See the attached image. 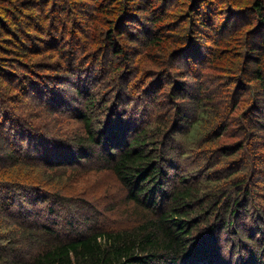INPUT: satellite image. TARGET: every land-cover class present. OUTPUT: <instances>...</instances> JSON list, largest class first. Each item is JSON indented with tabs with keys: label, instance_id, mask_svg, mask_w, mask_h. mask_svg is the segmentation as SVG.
<instances>
[{
	"label": "trees",
	"instance_id": "obj_1",
	"mask_svg": "<svg viewBox=\"0 0 264 264\" xmlns=\"http://www.w3.org/2000/svg\"><path fill=\"white\" fill-rule=\"evenodd\" d=\"M165 2L0 0V86L18 88L9 97L0 87V264H264V196L245 178H233L227 189L185 164L190 146L176 133L188 136L199 122L177 104L187 96L182 70L148 82L120 81L141 45H160L167 27L196 19L199 29L211 27L217 43L205 63L226 62L242 77L237 92L254 91L242 118L252 117L251 140L263 144L264 0ZM228 41L233 48L226 50ZM196 47L190 42L185 51L194 54ZM43 57L51 61L41 63ZM161 96L172 100L175 118ZM16 97L26 119L8 107ZM36 105L74 120L79 130L60 139L54 127L50 140H42L47 126L27 108ZM144 106L162 120L127 118ZM228 126L221 124L210 140ZM90 169L110 171L124 201L134 204L120 210L127 216L120 225L84 199L47 188L64 172L72 177Z\"/></svg>",
	"mask_w": 264,
	"mask_h": 264
},
{
	"label": "rangeland",
	"instance_id": "obj_2",
	"mask_svg": "<svg viewBox=\"0 0 264 264\" xmlns=\"http://www.w3.org/2000/svg\"><path fill=\"white\" fill-rule=\"evenodd\" d=\"M179 1L166 0L165 3L172 6ZM243 1L248 3L251 0ZM178 10L175 9L176 14L179 13ZM219 22L220 20L210 21L211 24L215 23V26ZM196 24L197 21L193 18L185 19L179 22V25L173 23L172 27L169 26V29L167 27L164 38L165 36L167 37L162 40L160 45H141L139 51L136 52V58L131 61L132 63L130 65L125 63L120 74L125 73L122 75L123 78L120 81H127L129 77L130 81L137 79L141 82V80L146 79V82H148L149 80L157 79L164 71H167L166 74L169 77L173 76L176 70H182V74H186L187 70H185V67L193 64L195 69H191L192 73L190 76L186 77L185 75L182 77V74H179L181 80H187V96L180 102L178 101L177 104H180V108L190 109V116L195 117L197 122H199L188 136L187 134L183 135L182 130L176 133V136L181 141L184 140L190 146L188 147V159L185 160V164L191 163L193 167L197 168V175L201 171L206 170V177L212 178V181H218L217 185L227 189L231 188L233 178H245L251 182L256 193L259 194L258 196L262 197L264 196V164H262V160L264 161V143L260 145L259 141L251 140L253 132L249 122H253L252 117L247 116V118H242L243 114L246 115L251 112V104L254 102L255 93L250 90L237 92L235 85L242 77L236 74L235 69L227 67L226 62L217 60L212 64L205 63L206 60L211 58L208 50L211 49L213 51L217 44L215 42V34L210 29L211 27L209 29H199ZM211 24L210 26H212ZM175 25L177 26L176 28L174 27ZM190 32L191 34L188 36ZM190 42L197 45L194 54H188L185 51ZM225 44L226 50L233 48L231 47L233 46L232 41H228ZM134 48L130 46L132 51H134ZM182 49L183 53L180 52ZM221 49L223 48L219 47V50ZM48 61H51L48 57L40 59L41 63ZM235 64L238 72L239 64L237 61ZM175 66L178 69H175ZM232 70L234 74L231 73ZM0 87L9 97L16 96L18 88ZM197 92H203V94L200 99L195 100L192 96ZM33 96L34 94L27 99V102L35 103L34 100H31ZM165 96L167 95L165 94ZM163 97H159V103L163 102L166 110H169L171 107V111L177 112L176 107L171 102L172 100L168 97L164 100ZM18 98H14L12 103L8 101V107L11 108L12 106V112L17 115L22 114L23 116L26 113L21 110L23 105L16 101ZM234 101H236L235 108L233 107ZM134 105L135 103L132 106ZM31 107L28 106L27 108L30 109L29 112L32 118L38 119V121H34L44 124L45 127L47 126L43 130L44 132L40 134L42 140H50L47 136V131L51 133L54 127H56L55 131L60 132V134L57 135L53 132L55 134L53 136L60 139L68 138L79 130L80 124L70 118L60 117L59 115L49 113L48 110L46 112L42 111L39 105ZM2 110L4 112L7 111L6 108ZM151 110H153L152 107L148 109L145 106L137 110H129L127 118L131 117L130 119H135L140 124L147 122L149 119L161 118L162 120V115L156 112L152 113L154 117H150L149 114L151 113L148 112ZM174 111L171 118H175L176 116ZM7 112L10 111L8 110ZM33 113L35 114L34 116ZM27 121L33 122L32 120ZM227 121L229 122V126L226 130L224 132L222 130L219 136L210 140L212 136L218 133L217 131L221 124ZM186 128L184 127L183 129ZM260 133L264 134V131H260ZM208 137L209 140L206 142L205 140ZM207 148L213 155H205L204 150H207ZM224 148L232 150V153L223 156L221 153H223ZM206 158H212L213 161L206 162ZM69 174V172H64L60 175V178L48 183V190L51 192L60 191L61 195L66 198L84 199L87 206L92 204L97 207L98 211L107 215L109 222L115 225H120V221L127 219V216L121 215L122 212L120 210L130 209L134 204L124 201L125 191L123 190V186L119 184L110 171L90 169V171L81 172V175L74 176L72 174L71 177ZM258 204L259 202L255 201L251 205L254 212L258 210ZM28 215L26 214V216ZM211 221L212 223L216 222L215 216Z\"/></svg>",
	"mask_w": 264,
	"mask_h": 264
}]
</instances>
